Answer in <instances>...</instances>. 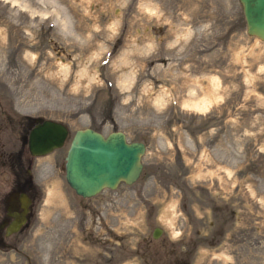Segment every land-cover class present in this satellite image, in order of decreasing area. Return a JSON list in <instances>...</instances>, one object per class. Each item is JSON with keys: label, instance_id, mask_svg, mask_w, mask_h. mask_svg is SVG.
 I'll list each match as a JSON object with an SVG mask.
<instances>
[{"label": "rangeland", "instance_id": "obj_1", "mask_svg": "<svg viewBox=\"0 0 264 264\" xmlns=\"http://www.w3.org/2000/svg\"><path fill=\"white\" fill-rule=\"evenodd\" d=\"M27 114L70 131L0 264H264V40L239 0H0V138ZM86 126L146 144L134 182L68 185Z\"/></svg>", "mask_w": 264, "mask_h": 264}, {"label": "water", "instance_id": "obj_2", "mask_svg": "<svg viewBox=\"0 0 264 264\" xmlns=\"http://www.w3.org/2000/svg\"><path fill=\"white\" fill-rule=\"evenodd\" d=\"M246 22V32L264 40V0H239ZM69 127L60 120L44 118L29 132V148L33 154H44L64 145ZM146 144L141 140H128L121 129L104 134L90 127L73 132L65 154V180L82 197H90L104 188H116L124 181L134 182L141 174L142 155ZM21 221L14 220L7 233L18 230ZM162 228L155 226L153 237Z\"/></svg>", "mask_w": 264, "mask_h": 264}, {"label": "flooded vegetation", "instance_id": "obj_3", "mask_svg": "<svg viewBox=\"0 0 264 264\" xmlns=\"http://www.w3.org/2000/svg\"><path fill=\"white\" fill-rule=\"evenodd\" d=\"M44 118L50 117L27 114L22 117L20 122H14L10 118L11 125L8 129L11 138H0V242L20 232L27 224L34 205V175L37 165L40 163L39 159L60 148H54L44 154L31 152L28 143L29 132ZM23 212L24 221H21L18 230L7 233L9 224L14 220L22 219ZM154 227L151 231L152 237Z\"/></svg>", "mask_w": 264, "mask_h": 264}]
</instances>
